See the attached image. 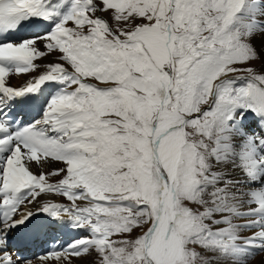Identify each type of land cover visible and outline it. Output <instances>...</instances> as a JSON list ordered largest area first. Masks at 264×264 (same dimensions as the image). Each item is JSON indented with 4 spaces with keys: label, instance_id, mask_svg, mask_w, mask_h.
<instances>
[{
    "label": "snow or ice",
    "instance_id": "6c2138e0",
    "mask_svg": "<svg viewBox=\"0 0 264 264\" xmlns=\"http://www.w3.org/2000/svg\"><path fill=\"white\" fill-rule=\"evenodd\" d=\"M0 264H264V0H0Z\"/></svg>",
    "mask_w": 264,
    "mask_h": 264
},
{
    "label": "bare ground",
    "instance_id": "6f19581e",
    "mask_svg": "<svg viewBox=\"0 0 264 264\" xmlns=\"http://www.w3.org/2000/svg\"><path fill=\"white\" fill-rule=\"evenodd\" d=\"M25 79H27V77H25V76H21L19 78L13 77L11 79V83L13 85H19V84H22ZM21 116L23 117L24 122H28V121H30L33 118H39V116L36 115L35 113H33L31 111H26V110L21 112ZM48 167L49 168H52V167L58 168V167H62V165L59 164V163H56V164L49 165ZM33 171L34 172H38V169H36L35 165H33ZM55 179H57V178H53V182L55 181ZM56 199L62 200V198H59V197H57ZM71 238H72L71 236L64 237L65 240H68V239H71ZM33 251L35 253L39 254V253L44 251V247L43 246H37V247H35L33 249Z\"/></svg>",
    "mask_w": 264,
    "mask_h": 264
}]
</instances>
